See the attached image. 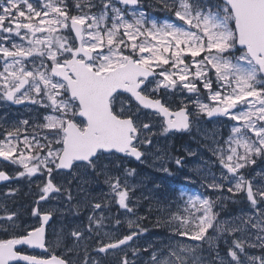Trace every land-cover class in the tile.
Masks as SVG:
<instances>
[{"label":"snow or ice","instance_id":"snow-or-ice-1","mask_svg":"<svg viewBox=\"0 0 264 264\" xmlns=\"http://www.w3.org/2000/svg\"><path fill=\"white\" fill-rule=\"evenodd\" d=\"M159 6L171 13L162 22L140 10V0H0V100L51 110L43 124L29 126L23 120L0 133V158L23 169L16 175L44 177L31 213L40 226L0 239V264H70L62 256L29 255L17 248L48 250L45 225L52 211L41 202L61 194L62 188L67 199H73L67 187L54 182L62 172L75 175L84 168L104 174L119 207L133 211L129 187L108 175L103 158H142L141 147L151 143L152 127L141 120L142 110L161 118L163 133L188 130L192 115L232 123L227 139L217 142L213 151L226 170L223 179L234 180L235 192L245 193L251 203L252 214L241 224L264 233V185L254 186L255 177L244 175L256 163L254 157H264V0H159ZM183 93L195 95V100L181 99L173 107L168 97ZM9 179L0 170V181ZM187 204V216L171 217L179 224L180 236L203 241L209 229L218 234L245 231L243 226L218 223L209 198L190 195ZM92 207L101 209L102 204ZM16 218L12 212L0 221L15 229ZM104 219L90 216L87 231L102 228ZM127 223L139 227L136 221ZM96 235V251L107 253L137 233L115 240L108 232ZM72 236L84 239L81 231ZM256 239L259 244L245 237L233 239L228 259L220 264H264V255L246 252V247L264 249V234ZM208 242L215 246L213 240ZM192 252L185 245L159 260L154 252L153 264H187ZM120 264L133 261L125 255Z\"/></svg>","mask_w":264,"mask_h":264},{"label":"rangeland","instance_id":"rangeland-1","mask_svg":"<svg viewBox=\"0 0 264 264\" xmlns=\"http://www.w3.org/2000/svg\"><path fill=\"white\" fill-rule=\"evenodd\" d=\"M71 2L72 0H69L70 4ZM140 10L157 18L158 22L171 16V13L165 12L159 6V0H143ZM140 118L149 119L145 123L152 125L151 143L142 146L146 157L141 161L130 158V162L121 161L115 155L103 158V163L108 166L106 169L108 175L118 176L121 182H126L129 187V207L133 211L129 213L119 207L108 184L104 182L106 179L104 174L96 175L91 170L81 168L76 171L75 175H67L62 180V184L72 192L73 199L69 201L64 192L62 195L64 197H56L53 201L56 215H59L60 220L56 223L59 228L56 229L59 232L58 236L49 238L51 250L60 251L65 248L64 255L72 264H84L85 260L89 264L93 262L113 264L112 259L120 264L121 258L125 255L133 261V264H153L152 254L154 252L159 260L167 257L170 251L187 245L193 249V252L187 256V264H220L221 259H228L226 253L233 239L245 237L248 243L259 244L256 236L264 233H260L250 225L241 224V220H246L247 216L252 214L251 203L247 200L245 193L235 192L234 180L223 179L227 173L226 170H222L217 155L209 158L189 154L188 156L185 154L175 156L170 152V134L162 132L160 118L144 111H141ZM227 137L225 136L224 140ZM176 159H180L179 165L175 163ZM254 159L256 163L244 170V175L248 179L255 177L254 186L264 185V157H254ZM257 173L260 175H256ZM211 184H221L222 187L211 188L209 187ZM229 188L233 190L230 192ZM13 195V192H8V198ZM190 195L209 198L213 202V212L217 214L218 223L227 222L226 226L229 227L243 226L245 231L235 234L227 232L218 234L214 229H209L203 241H194L180 236L176 231L179 224L171 217L173 214L188 215L184 209L190 207L187 204ZM218 198L221 200L219 205L223 203L221 206L216 204L215 200ZM4 201V195L0 194V204ZM95 203H101V209L94 210L92 205ZM114 209H116L115 212ZM150 210H152L151 213ZM199 214L196 213V215ZM101 215L105 217L103 227L94 226L92 233H89L87 231L89 217H100ZM145 218H148L151 224L158 223L157 226L147 223ZM117 220L120 221L119 224L116 223ZM128 220L136 221L139 227L133 225L130 228ZM160 227L162 232L158 231ZM73 231H81L84 239L74 238ZM133 231H136L137 235L120 249L110 250L107 253L96 251L99 246V238H96L97 232L101 235L108 232L115 240ZM68 233L70 236L67 238ZM209 240H213L215 246L210 245ZM93 241L97 243L95 248L92 246ZM246 252L248 255H264V249L259 247H246Z\"/></svg>","mask_w":264,"mask_h":264},{"label":"flooded vegetation","instance_id":"flooded-vegetation-1","mask_svg":"<svg viewBox=\"0 0 264 264\" xmlns=\"http://www.w3.org/2000/svg\"><path fill=\"white\" fill-rule=\"evenodd\" d=\"M168 98L173 102V107H175L181 99L184 100L185 103L195 100V95L183 93L177 94L176 96H169ZM205 102L207 101L205 100ZM131 103L135 107V102L132 101ZM189 111L192 113L195 112V106L191 103L189 104ZM49 114H51L50 109L45 110L38 105H31L27 102L24 104H14L12 102L0 100V133H3L5 129H9L13 125L20 126V122L23 120H28L29 126L33 124H43V117ZM141 120L145 122L149 119L141 118ZM231 126L232 123L222 117L208 118L203 114L199 116L192 115L190 117V128L188 130L169 132L171 137L170 152L175 156L180 154H185L187 156L188 154L208 156L206 158H209L210 156H216L213 150L217 147V142L221 144L223 143L224 137L229 135V129ZM141 151L144 153L142 147ZM114 155L119 157L121 161L130 162V158L128 156H123L120 154ZM144 157L146 156L143 155V158ZM188 158L191 160L190 157ZM0 170L5 171L10 177L9 180L0 182V194H3L5 199L4 203L0 204V216H4L6 213L12 212L17 214V218L15 219V229L10 227V222L0 221V229H8V232L0 230V239H7L10 238V235L22 232L26 228L40 226V221L36 217L32 216L31 213L32 209L36 206L34 202L39 199L38 186H42L44 177H18L16 173L22 171L23 169L18 165H13L4 161L3 158H0ZM67 175L70 176L72 174L67 171L62 172L59 176H57L56 181L54 182L62 184L63 178ZM9 191L13 192L14 194L10 198H8ZM62 195H64L63 188L61 190V194L53 193L48 197L47 201L41 202V207L43 209L52 211V216L45 225V240L48 250H40L28 246H17L18 250H23L29 255L47 257L51 254H55L67 259V256L64 255L65 248L60 249V251H53L51 250L52 248L49 243V238L56 237L59 234V232L56 230L59 229L56 226V223L57 220H60V217L59 215H56L53 201H55L56 197H64ZM215 201L217 205H219V202H221L219 198ZM222 204L223 203H221L219 206ZM69 236L70 233L67 234V238ZM96 245L97 243L93 241V248H95ZM111 262L113 264H117L116 260L114 259H112ZM14 264L26 263L18 262Z\"/></svg>","mask_w":264,"mask_h":264},{"label":"bare ground","instance_id":"bare-ground-1","mask_svg":"<svg viewBox=\"0 0 264 264\" xmlns=\"http://www.w3.org/2000/svg\"><path fill=\"white\" fill-rule=\"evenodd\" d=\"M145 203H146V202H145ZM110 206H111V205H110ZM144 206H145V205H144ZM112 207H113V206H112ZM143 208H144V207H143ZM115 210H116V209H114V212H115ZM142 210H143V209H142ZM146 210H147V209H146ZM146 210H144V211H146ZM153 210H154V209H153ZM151 211H152V210H150V213H151ZM154 212H155V211H154ZM156 212H157V211H156ZM236 212H237V211H236ZM150 213H149V214H150ZM146 214H147V213H146ZM153 214H154V213H153ZM157 214H158V213H157ZM153 217H156V216H153ZM161 219H162V218H161ZM146 220H148V219H146ZM155 220H156V219H155ZM157 220H158V219H157ZM162 221H163V220H162ZM155 226H157V225H155ZM172 226H173V225H172ZM170 227H171V226H170ZM160 228H161V227H160ZM171 228H172V227H171ZM174 228H175V227H174ZM156 230H157V229H156ZM158 231H160V230H158ZM161 232H162V231H161Z\"/></svg>","mask_w":264,"mask_h":264},{"label":"water","instance_id":"water-1","mask_svg":"<svg viewBox=\"0 0 264 264\" xmlns=\"http://www.w3.org/2000/svg\"><path fill=\"white\" fill-rule=\"evenodd\" d=\"M140 2H141V0H140ZM170 132H173V131H170ZM120 155H123V156H127V155H124V154H120ZM131 157V156H130ZM143 157V156H142ZM134 158V157H133ZM136 159V158H135ZM137 160V159H136ZM0 182H2V181H0ZM51 195V194H50ZM49 195V196H50ZM128 243V242H127ZM37 249H40V248H37ZM40 250H43V249H40ZM18 262H22V263H26V262H24V261H16V262H14V263H18Z\"/></svg>","mask_w":264,"mask_h":264},{"label":"trees","instance_id":"trees-1","mask_svg":"<svg viewBox=\"0 0 264 264\" xmlns=\"http://www.w3.org/2000/svg\"><path fill=\"white\" fill-rule=\"evenodd\" d=\"M210 2H214V0H210ZM146 219H148V218H145V221H147V223L151 224V222L149 221V219L148 220H146ZM156 224H158V223L151 224V225L154 226ZM160 231H163V230L160 228Z\"/></svg>","mask_w":264,"mask_h":264}]
</instances>
